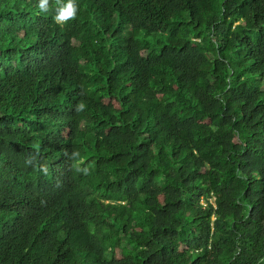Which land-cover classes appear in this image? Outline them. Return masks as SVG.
<instances>
[{"label": "trees", "instance_id": "obj_1", "mask_svg": "<svg viewBox=\"0 0 264 264\" xmlns=\"http://www.w3.org/2000/svg\"><path fill=\"white\" fill-rule=\"evenodd\" d=\"M39 2L0 0V264H264V0Z\"/></svg>", "mask_w": 264, "mask_h": 264}, {"label": "clouds", "instance_id": "obj_2", "mask_svg": "<svg viewBox=\"0 0 264 264\" xmlns=\"http://www.w3.org/2000/svg\"><path fill=\"white\" fill-rule=\"evenodd\" d=\"M39 9L41 11L48 10V0H40ZM76 8L72 0H68V2L57 9V14L55 16V20L58 23H63L67 21L69 18H73L75 16ZM80 108H83V104L80 105Z\"/></svg>", "mask_w": 264, "mask_h": 264}]
</instances>
